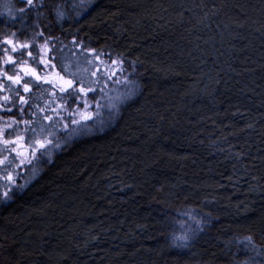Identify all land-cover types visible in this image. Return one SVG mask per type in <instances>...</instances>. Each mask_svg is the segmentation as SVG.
I'll list each match as a JSON object with an SVG mask.
<instances>
[{"label": "trees", "instance_id": "1", "mask_svg": "<svg viewBox=\"0 0 264 264\" xmlns=\"http://www.w3.org/2000/svg\"><path fill=\"white\" fill-rule=\"evenodd\" d=\"M34 4L0 0V126L54 143L0 204V264H264V0ZM92 53L130 94L60 135Z\"/></svg>", "mask_w": 264, "mask_h": 264}, {"label": "rangeland", "instance_id": "2", "mask_svg": "<svg viewBox=\"0 0 264 264\" xmlns=\"http://www.w3.org/2000/svg\"><path fill=\"white\" fill-rule=\"evenodd\" d=\"M90 55L91 56L86 57L85 60H82L83 65L80 68V74L82 75V80H85V82H90V86L88 88H91L92 90L89 91V89H83V84H80L78 86V89H76L79 90V95L77 94V98L74 100L73 104L71 106H68L67 100L65 101V110H63V113H61L60 116V118L62 119V123L60 124L62 126L60 135L68 134L71 137L78 135L84 129H88L87 127L89 123L97 120L102 114L103 110L114 111L117 107V103L122 102L125 98L128 97L127 95L130 94L128 92H124V86L126 85L125 79L122 77V75L119 74V70L116 66H114L113 64L100 62V57L95 55L94 53ZM43 62L44 65L41 66V69H39L38 71L39 79H36L39 80L40 83H45L50 88H55V90L61 91L62 89L63 91H67V85L60 79L54 68L51 65H47V63H45L46 59H43ZM31 72L36 73L35 69H28L27 74L32 75ZM81 89H83V91H81ZM76 90L75 92H77ZM80 94L82 95V97L80 96ZM73 121H76V123H73ZM16 126H13V124L6 127L0 126V132L3 133V139H11L13 141H16V143L8 145L0 143V153H2V148L4 146H11L12 149L15 148L23 153V155L17 156L16 151H13L17 159L13 162L15 163L11 174L13 177V182H9L7 180L5 182L11 184V189L13 187H18L21 185L24 186V184L28 182V179L35 175L32 168L28 170V172L27 170H25V166L28 168L32 165L31 163H29V161L31 160V158H33L38 149L39 153H41V151L43 153L44 151L48 150L50 146L53 147L54 143L53 141H44L43 148L40 147L39 143V148L35 151L33 150V148L31 149L30 147H28V145L25 146L23 144L21 132L19 130L15 131L14 133L10 132L12 135L9 136L7 134V137H5V131H10ZM39 129V136L50 131V129L48 131L46 126L44 125H40ZM17 137H19L20 139L17 140ZM20 162L23 164H21ZM38 171L39 162L37 163V173ZM21 173L22 179L20 177ZM29 173H31V175ZM0 175V192H2V186L5 185L3 181L6 173L0 172ZM24 175H26V178L23 177Z\"/></svg>", "mask_w": 264, "mask_h": 264}, {"label": "snow or ice", "instance_id": "3", "mask_svg": "<svg viewBox=\"0 0 264 264\" xmlns=\"http://www.w3.org/2000/svg\"><path fill=\"white\" fill-rule=\"evenodd\" d=\"M26 4L29 6V7H38V5H35L34 4V0H25ZM92 4V0H81V4H80V7H82L84 10H87L88 7H90ZM19 12H25V9L24 8H20L18 9ZM21 19H23V17H21ZM5 43H9L11 44L12 42L11 41H5ZM22 47H28V45H22ZM13 51H15V45H13ZM5 53L8 52V49H4ZM29 55L31 53H28ZM23 55V54H22ZM5 62H12V57L11 56H7V59L5 60ZM21 63L23 64V61H21ZM32 75H36L34 72H31ZM6 75V73H5ZM9 79H12L15 83L19 84L20 83V77L18 74L15 73V71L13 72V76L9 77ZM37 79H39V77H37ZM47 82V81H45ZM69 83L70 85V82H67ZM23 88L25 91H28L29 90V85L28 83H24L23 84ZM92 89L89 88V91H91ZM81 91H83V89H81ZM5 100H7V97H4ZM90 118V117H88ZM73 123H76V121H73ZM9 135H12V134H9ZM3 136V133L0 132V143H3L4 145H8V144H13V143H16V141H13L11 139H3L2 138ZM20 138L17 137V140H19ZM35 143H40L39 141H34ZM40 147L43 148L44 147V144L43 143H40ZM8 151H16V154L17 156H21L23 155L22 152L18 151L17 149L13 148V149H8ZM6 159V158H5ZM5 163V160L3 159H0V165H3ZM5 180L9 181V182H13V177L11 174H7L5 177H4ZM3 187V191L0 192V204H6L8 201L12 200L13 196L12 195H9V192L11 191V184L10 183H6L5 185L2 186ZM24 186L21 185L20 188L22 189ZM250 239V238H249Z\"/></svg>", "mask_w": 264, "mask_h": 264}, {"label": "flooded vegetation", "instance_id": "4", "mask_svg": "<svg viewBox=\"0 0 264 264\" xmlns=\"http://www.w3.org/2000/svg\"><path fill=\"white\" fill-rule=\"evenodd\" d=\"M9 149H10V148H9ZM6 150H7V149H6ZM10 153H11L10 151H7L4 157L7 159V157L10 156Z\"/></svg>", "mask_w": 264, "mask_h": 264}]
</instances>
